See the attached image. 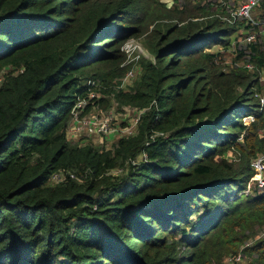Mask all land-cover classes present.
I'll return each mask as SVG.
<instances>
[{
    "label": "trees",
    "instance_id": "1",
    "mask_svg": "<svg viewBox=\"0 0 264 264\" xmlns=\"http://www.w3.org/2000/svg\"><path fill=\"white\" fill-rule=\"evenodd\" d=\"M210 8L0 0V264H224L264 230L252 164L264 153V45L238 47L254 69L225 68L207 49L256 24ZM257 8L264 17V0ZM149 33L154 58L134 89L114 93L143 110L136 131L111 148L70 141L88 80L124 76L123 43ZM245 251L264 264V237Z\"/></svg>",
    "mask_w": 264,
    "mask_h": 264
},
{
    "label": "rangeland",
    "instance_id": "2",
    "mask_svg": "<svg viewBox=\"0 0 264 264\" xmlns=\"http://www.w3.org/2000/svg\"><path fill=\"white\" fill-rule=\"evenodd\" d=\"M167 4L168 6L172 7L176 4L181 5L186 0H160ZM191 1L193 5L197 4L198 2H201L203 5H209L212 9L216 10L217 8H226L227 4H223L220 0H187ZM232 8L228 9L229 13L231 14V18H235L233 16L234 12L238 8L237 2L234 3V0H229ZM233 10V11H231ZM226 12V10H224ZM257 13V14H256ZM252 16L255 18V20L258 22L254 27L251 29H244L243 27L240 28V30L234 34V36L231 39V44L227 48L224 46V44H216L213 45L211 48H208L209 51L214 52H221L223 55V65L225 68H228L232 65H242L245 64L246 66L248 64H252V68L254 69V63L252 61L250 62L249 57V48L246 50L245 56L243 55L241 58L238 57L239 51L238 47L243 46L246 48L247 44H249L247 40L248 34H254V41H259L264 45V17L259 16V10L258 8L253 10ZM237 17V16H236ZM153 29V25L150 27V32ZM129 39H133V42L137 44V48L133 50V52L128 53L125 50H123L126 54V60L124 61L125 64H121L122 66H129L135 67L136 69V76L132 80L124 81V77L127 73H125L122 77L117 78H111L107 79L105 81L109 82H103L102 80H96V85L93 87L92 94L95 95L96 101L92 102V107L89 110L87 115L90 114H97L102 117H109L112 120L113 126L119 128V131H116L112 134H94L88 132L87 126L85 124H79L77 123L74 125L75 119L73 120L72 124L70 125L68 129V139L72 142H77L80 144H84L86 142L92 143L95 146H98L99 148H111L113 144L119 139V137L124 136L122 133V129L127 126H134L136 128V121L137 118L141 115L143 110H140L138 108L132 107L130 105H121L116 99L114 93L121 90V91H131L137 86L139 77L141 73L143 72V62L141 61L143 58H154L155 51L153 49V43L151 41L150 33L148 35H142L140 37H132ZM150 39V40H149ZM128 40V39H127ZM153 40V39H152ZM253 41V42H254ZM125 43V42H124ZM123 43V44H124ZM123 46V45H122ZM248 54V55H247ZM138 68H136V66ZM229 65V66H226ZM129 68L128 71L131 69ZM4 74V71L0 73V79L2 78V75ZM108 90H111L108 92ZM108 92V93H107ZM111 94V95H110ZM106 99L104 103L102 102V99ZM101 100V101H100ZM82 112L81 110H78L75 113V117L78 115L80 116ZM82 117V116H81ZM255 120V118H254ZM139 121V120H138ZM253 121V120H250ZM251 122H248V124ZM78 125V127H77ZM79 128V129H78ZM257 132L262 136H264V122H260V128L257 129ZM230 159H233L234 161H238V155L233 154L232 152L228 155ZM255 160V159H254ZM262 174H258V178H262ZM57 180L52 179L51 182L55 183ZM258 182V181H257ZM254 186V182L251 184ZM264 237V230L260 229L259 227H255L251 231V237L247 239V241L239 247V250L237 252H234L233 254H229L228 257L224 260V264H250V261L252 259V256L248 253V251H245L246 246H251L255 243L256 240L259 238ZM241 254L240 258H234L233 260L230 259L234 254ZM237 254V255H238ZM236 255V256H237Z\"/></svg>",
    "mask_w": 264,
    "mask_h": 264
},
{
    "label": "built area",
    "instance_id": "3",
    "mask_svg": "<svg viewBox=\"0 0 264 264\" xmlns=\"http://www.w3.org/2000/svg\"><path fill=\"white\" fill-rule=\"evenodd\" d=\"M223 2V4H227V7L225 8L226 12H228L229 8H232V5L230 3L229 0H220ZM263 0H234V3L237 2L238 4V8L237 10L234 12L233 16L235 18H231V14L229 13V15H225L223 13L219 14V16L227 21H235L237 18H247L249 20H251L253 22V24H257L258 22L255 20V18L252 16L253 10L256 9L262 2ZM233 11V10H231ZM237 16V17H236ZM254 34H248V36L246 37L248 42H253L254 40ZM137 48V44L133 42V39H128L125 41V43L122 46V49L125 50L128 53L133 52L134 49ZM128 64L123 62V65ZM136 68H138L137 65H135ZM248 67L252 68V64H248ZM131 68V67H130ZM135 67H132L129 71H127L126 76L124 77V81L127 80H132L135 76H136V69H134ZM260 82L263 86V91L256 93V95L260 98V103L261 106L264 107V70H261L260 72ZM89 83H91L92 88L89 91V97H79L76 107L74 108V114L80 110L83 109V107L89 103V98L95 97V95L92 94L93 91V87L97 84L96 81L94 79H89L88 80ZM140 118V116H139ZM139 118H137L136 123H138ZM255 116L254 115H249L245 117V120H254ZM79 124H85L87 126L88 132L90 133H94V134H112L116 131H119V128L113 126L112 124V120L109 117H102L100 115L97 114H90L88 116L85 117H80V116H76L75 117V122L74 125H76L77 123ZM78 127V125H77ZM137 127V124H136ZM79 129V128H78ZM123 135H131L136 131V128L132 125V126H127L124 127L122 130ZM254 168L256 169V171L262 174V178H258V185L261 188H264V153L262 155H260L258 158H256L253 162H252ZM62 174L61 173H56L54 175V179L56 180H60L61 179ZM238 254V253H237ZM234 254L232 257H230V259H234V258H240L241 254ZM237 255V256H236Z\"/></svg>",
    "mask_w": 264,
    "mask_h": 264
}]
</instances>
